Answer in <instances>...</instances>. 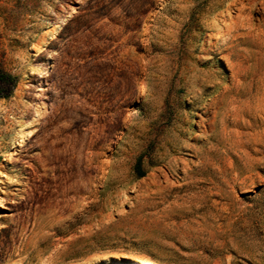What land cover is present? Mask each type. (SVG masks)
Masks as SVG:
<instances>
[{
    "label": "rangeland",
    "instance_id": "rangeland-1",
    "mask_svg": "<svg viewBox=\"0 0 264 264\" xmlns=\"http://www.w3.org/2000/svg\"><path fill=\"white\" fill-rule=\"evenodd\" d=\"M0 73V264H264V0H0Z\"/></svg>",
    "mask_w": 264,
    "mask_h": 264
},
{
    "label": "trees",
    "instance_id": "trees-1",
    "mask_svg": "<svg viewBox=\"0 0 264 264\" xmlns=\"http://www.w3.org/2000/svg\"><path fill=\"white\" fill-rule=\"evenodd\" d=\"M0 82H2L4 85H7V87L3 89L4 93H2V96H8L10 93V89H12V87L15 85V78L7 73H0ZM133 169L137 178L145 175V170H143L142 168L141 155L137 157Z\"/></svg>",
    "mask_w": 264,
    "mask_h": 264
}]
</instances>
